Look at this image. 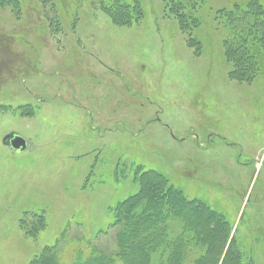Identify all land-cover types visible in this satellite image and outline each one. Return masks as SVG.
Returning a JSON list of instances; mask_svg holds the SVG:
<instances>
[{
  "label": "rangeland",
  "instance_id": "rangeland-1",
  "mask_svg": "<svg viewBox=\"0 0 264 264\" xmlns=\"http://www.w3.org/2000/svg\"><path fill=\"white\" fill-rule=\"evenodd\" d=\"M17 1L0 2V264H29L55 242L64 262L112 252V207L137 191L139 164L222 212L264 264V63L232 78L214 19L204 15L195 47L159 0H143L131 25L95 0ZM12 131L24 151L3 143ZM34 214L45 226L32 236ZM231 233L206 226L197 264L238 263L233 238L220 245Z\"/></svg>",
  "mask_w": 264,
  "mask_h": 264
},
{
  "label": "trees",
  "instance_id": "trees-1",
  "mask_svg": "<svg viewBox=\"0 0 264 264\" xmlns=\"http://www.w3.org/2000/svg\"><path fill=\"white\" fill-rule=\"evenodd\" d=\"M142 1L95 0L94 4L95 9L106 14L112 23L131 25L140 23L146 16ZM159 1L163 5L164 16L173 19L180 31L187 33L188 42L195 47L201 46V42L195 39V33L205 21L204 15L207 14V20L214 19L216 32L221 31L224 34L223 52L232 63V78L249 81L260 72L264 63V8L260 0H223L220 5L217 0L209 5L204 0ZM0 2L18 3L17 0ZM242 54L251 63L249 67L242 65ZM253 55L257 56V62L252 58ZM0 108L5 107L0 105ZM26 108L32 109L30 105H26ZM32 110L28 115H32ZM131 171L138 189L112 207L113 220L110 227H116L112 238V252L91 246L85 253L75 250L70 259H65L67 263L60 258L58 244L55 242L44 247L29 264H197L208 251V241L204 236L208 225L203 224L199 215H188L187 207L190 204L194 205L198 214H210L209 226H212L214 219L222 222L221 227H226L231 233L232 226L222 212L201 199L188 198L181 188L170 183L166 174L140 164ZM145 175L148 186L143 190L142 177ZM150 198L151 204L136 216V212ZM33 216L36 221L30 229H26L32 236L45 226L43 215ZM101 231L104 234L107 232ZM231 234L234 254L238 260V263L234 261L231 264H255L252 256L243 254L236 243L235 235Z\"/></svg>",
  "mask_w": 264,
  "mask_h": 264
},
{
  "label": "bare ground",
  "instance_id": "bare-ground-1",
  "mask_svg": "<svg viewBox=\"0 0 264 264\" xmlns=\"http://www.w3.org/2000/svg\"><path fill=\"white\" fill-rule=\"evenodd\" d=\"M142 182H143L142 183V189L143 190H146L147 189V186H148L147 176L146 175L142 177ZM151 202H152V199L151 198L148 199L147 202L144 203L143 206L140 208V210L136 212V216L140 215L143 211H145L147 209V207L151 204ZM187 213H188V215L190 217H193L195 215H199V218H201V220H202V222H203L204 225H209V223H210V214L209 213H206V212L205 213L198 214L193 204H190L187 207ZM221 223L222 222H218V221L216 222L213 219V221H212V228L214 230L218 229L219 227L221 228V226H222ZM220 245H222V248L223 249H229L231 247V245H232V236L231 235H227L225 242L222 243V244H220ZM230 257H231L230 259L232 261L233 257L232 256H230Z\"/></svg>",
  "mask_w": 264,
  "mask_h": 264
},
{
  "label": "water",
  "instance_id": "water-1",
  "mask_svg": "<svg viewBox=\"0 0 264 264\" xmlns=\"http://www.w3.org/2000/svg\"><path fill=\"white\" fill-rule=\"evenodd\" d=\"M3 143L9 149H11L12 151H16V152H22L28 146L27 139L23 135L17 132H14V131L4 136Z\"/></svg>",
  "mask_w": 264,
  "mask_h": 264
}]
</instances>
